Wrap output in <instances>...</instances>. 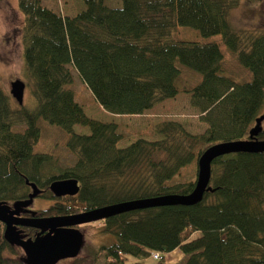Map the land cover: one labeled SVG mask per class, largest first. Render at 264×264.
<instances>
[{"label": "trees", "instance_id": "1", "mask_svg": "<svg viewBox=\"0 0 264 264\" xmlns=\"http://www.w3.org/2000/svg\"><path fill=\"white\" fill-rule=\"evenodd\" d=\"M42 1L18 0L35 108H14L0 86V203L27 199L31 184L40 190L37 197L53 202L36 217L187 194L195 180L170 181L193 161L197 164L209 146L247 139L264 114V32H236L228 21L241 0H120L119 6L78 0L83 8L73 17ZM178 26L195 28L204 37L221 35L252 79L239 83L223 74L217 43L174 40ZM177 62L201 74L194 87L176 85ZM73 68L109 112L142 114L183 91L191 94L208 128L192 134L179 122L164 121L155 126L161 139L119 147L117 125L88 117L75 100L69 88ZM39 118L69 134L67 146L76 156L71 167L55 171L52 155L33 151L41 136ZM16 124L25 125L23 131L14 130ZM76 125L90 133H76ZM257 139L264 140V129ZM211 169V189L195 205L134 210L102 221V233L115 237L99 249L105 264H143L153 251L160 252L161 264L176 248L186 255L184 264H264V152L226 154ZM69 178L78 180L79 192L56 197L51 182ZM4 228L0 222V264H25L23 251L4 239ZM26 232L35 235L33 228ZM97 259L96 252L57 264H96Z\"/></svg>", "mask_w": 264, "mask_h": 264}, {"label": "rangeland", "instance_id": "2", "mask_svg": "<svg viewBox=\"0 0 264 264\" xmlns=\"http://www.w3.org/2000/svg\"><path fill=\"white\" fill-rule=\"evenodd\" d=\"M43 5L56 10L63 16L73 17L83 8L78 0H43ZM109 6H117L120 0H107ZM119 4V5H120ZM118 5V6H119ZM24 16L18 8V0H0V86L9 95L14 108L22 106L34 109L36 100L33 96V82L27 75L23 58L22 26ZM231 28L236 31L264 32V0H241L239 5L232 9L228 16ZM174 40L192 41L199 43H217L223 53V74L234 81L242 83L252 79L250 70L244 67L238 60L236 53L225 45L221 35L204 37L198 30L188 26H178L172 33ZM180 74L176 79V85L180 89H190L200 80L201 74L179 62L176 63ZM73 82L69 86L74 92L75 100L83 107L88 117L102 122H113L117 125V132L121 135L119 147H125L138 139L155 141L162 138L155 131V126L164 121H176L192 134H201L208 124L202 120L201 111L191 103V94L181 91L176 97L167 99L152 109L142 114H115L105 110L97 103L86 84L81 80L77 70L72 69ZM21 80L25 84L23 103L19 104L12 95V84ZM255 125V124H254ZM253 125V126H254ZM41 131L39 141L34 145L35 153L52 155L55 162V171L71 167L76 156L69 150L67 142L69 134L60 127L48 123L43 118L38 119ZM264 129V120L261 123ZM25 125L16 124L13 129L23 131ZM74 131L78 134H89L87 126L76 125ZM197 164L195 161L184 167L170 183L189 182L196 180ZM53 202L41 197L34 198L31 208L33 210L46 209ZM102 221H96L81 225L80 230L84 234L83 247L80 256L98 253L96 264H105V253L100 252L102 246H109L115 242L111 234L102 233ZM10 255L9 252L6 253ZM186 255L181 248H176L166 253L161 264H184ZM69 264L70 261H65ZM143 264H160L158 259L152 256L144 259Z\"/></svg>", "mask_w": 264, "mask_h": 264}, {"label": "water", "instance_id": "3", "mask_svg": "<svg viewBox=\"0 0 264 264\" xmlns=\"http://www.w3.org/2000/svg\"><path fill=\"white\" fill-rule=\"evenodd\" d=\"M25 84L16 80L12 84V95L19 104L23 103ZM264 114L258 117L249 130V137L244 140L225 141L206 148L198 159L197 176L193 190L187 194L171 193L155 197L138 198L109 204L95 209L70 215L48 217H20L21 211L27 209L40 190L31 184L32 192L25 200L16 201L10 206L0 203V222L5 225L4 239L12 246L20 247L24 252L25 264H57L61 260L77 257L83 247L84 235L77 227L96 221L106 220L112 216L153 207L170 205H195L202 201L204 194L211 189V166L215 159L230 153H263L264 140L257 139L262 131ZM50 189L56 197L76 195L80 186L77 179L54 180ZM19 226L38 229L34 238H25Z\"/></svg>", "mask_w": 264, "mask_h": 264}, {"label": "flooded vegetation", "instance_id": "4", "mask_svg": "<svg viewBox=\"0 0 264 264\" xmlns=\"http://www.w3.org/2000/svg\"><path fill=\"white\" fill-rule=\"evenodd\" d=\"M10 206H12L13 205V203L12 204H9ZM36 211L37 210H33L32 208H31V205L27 208V209H23L22 211H21V213H20V217H24V218H27V217H31V216H37L36 215ZM101 221H105V220H101ZM2 223V222H1ZM3 224V223H2ZM4 225V224H3ZM82 225H86V224H82ZM5 226V225H4ZM81 226V225H80ZM80 226H78L77 228L78 229H80ZM28 228H30V227H22V226H19L18 227V229L19 230H21V232H22V234L25 236V238H34L35 236H36V234L39 232V230L38 229H35V228H33V229H35V235H34V237H29L28 235H27V232H26V230L28 229ZM4 230H5V228H4ZM83 233V232H82ZM84 235V234H83ZM16 247H18V246H16ZM20 248V247H19ZM21 249V248H20ZM22 250V249H21ZM23 251V250H22ZM23 254H24V252H23ZM24 257H25V255H24Z\"/></svg>", "mask_w": 264, "mask_h": 264}, {"label": "built area", "instance_id": "5", "mask_svg": "<svg viewBox=\"0 0 264 264\" xmlns=\"http://www.w3.org/2000/svg\"><path fill=\"white\" fill-rule=\"evenodd\" d=\"M160 252H158V251H153L152 252V257L154 258V259H160Z\"/></svg>", "mask_w": 264, "mask_h": 264}]
</instances>
